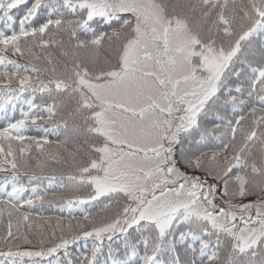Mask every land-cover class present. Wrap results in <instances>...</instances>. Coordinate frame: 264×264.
I'll use <instances>...</instances> for the list:
<instances>
[{"label":"snow or ice","instance_id":"obj_1","mask_svg":"<svg viewBox=\"0 0 264 264\" xmlns=\"http://www.w3.org/2000/svg\"><path fill=\"white\" fill-rule=\"evenodd\" d=\"M0 264H264V0H0Z\"/></svg>","mask_w":264,"mask_h":264}]
</instances>
